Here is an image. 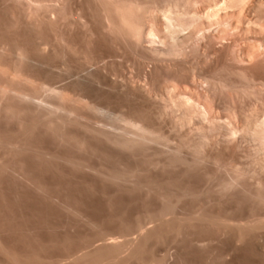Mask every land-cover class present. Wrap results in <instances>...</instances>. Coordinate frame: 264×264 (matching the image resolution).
<instances>
[{
    "label": "bare ground",
    "instance_id": "1",
    "mask_svg": "<svg viewBox=\"0 0 264 264\" xmlns=\"http://www.w3.org/2000/svg\"><path fill=\"white\" fill-rule=\"evenodd\" d=\"M50 173L136 196L134 219L153 225L120 239L132 233L125 216L105 217L122 236L106 229L36 178ZM3 181L24 204L0 212V264H179L158 248L206 251L215 238L264 264V0H0ZM31 193L88 230L81 252L39 238Z\"/></svg>",
    "mask_w": 264,
    "mask_h": 264
},
{
    "label": "rangeland",
    "instance_id": "2",
    "mask_svg": "<svg viewBox=\"0 0 264 264\" xmlns=\"http://www.w3.org/2000/svg\"><path fill=\"white\" fill-rule=\"evenodd\" d=\"M119 60V59H118ZM117 60V61H118ZM122 61V62H121ZM126 62V64H124ZM119 63H120V65H125V66H120V69H125V70H121V73L123 72H125L124 74L125 75H127L128 73H129V75H127L128 77L130 76V73H131V76H133L134 75V73L136 72L137 73V70H135V68L133 67H131V66H129V64L130 65H132L131 64V62H129L128 63V61H124V59H120L119 60ZM128 64V65H127ZM126 65H127V68H126ZM131 68H129V67ZM122 67H124V68H122ZM128 69V70H127ZM133 69V71H131ZM133 72V73H132ZM136 73H135V75H136ZM133 74V75H132ZM134 75V76H135ZM130 76V77H131ZM168 130V129H167ZM166 130V131H167ZM170 130V129H169ZM169 130H168V132H169ZM171 131V130H170ZM167 132V133H168ZM170 133V132H169ZM168 133V134H169ZM173 134V133H172ZM171 133L169 134V135H172ZM251 142V143H250ZM247 141L246 142V144L248 145V147L246 146V144H245V146L251 151V152H254V154H255V151H254V149H256L255 148V142H253L252 143V141ZM250 143V144H249ZM257 147V146H256ZM252 148V149H251ZM259 154H256L255 156H258ZM259 156H261V155H259ZM262 157V156H261ZM48 175V176H47ZM44 174V176H43V174L41 175V174H37L36 175V178H38L37 180H40V182L41 183H43V184H45V185H47L48 186V188L50 189V190H52L51 192H54V193H59V190L64 194V195H66L69 199H72L71 201H74V199L76 200V198H77V200H78V198H79V200L78 201H80V203H81V208H83V206H85L86 208H83V211L84 212H88V214H90L91 213V215L94 213V215H92V216H94L95 218H98L97 220H99V223H102V222H106L105 224H103L105 227H106V229H109L108 227V225H110V227L113 229H111V231H115V232H113V233H117L119 230H118V223H120V222H122V221H119L118 220V222H114L113 224H111L110 222H108L107 223V220L105 219V217L106 218H108V217H110V216H114V217H118V218H122L123 216H125V217H123V218H125V219H123L124 221L123 222H125V223H127L128 224V222H129V224H130V229H132V230H130L132 233V235L129 233L128 235V237L126 236V238L124 237V235L122 236L121 234H119L120 232H118V234L120 235V236H122L120 239H122V240H126L127 238H131L132 240L133 239H135V238H139L140 237V235H141V233L139 234V232H141L140 230L138 231V228H137V226L139 225V224H141V225H143V223H145L146 225H144V226H146L145 228H148V227H150V226H152L153 224L151 223L150 224V222L148 221H146V222H144L143 220H141V222L143 221V223H141L140 221H139V218H137L138 217V214L140 213V211H141V207L140 206H142L141 205V203L140 202H136V196L134 197L133 195H130V196H127L126 194H123V195H118V194H116V193H114V189L111 187V186H105L104 185V183H102L98 178L96 179V177H91V175H90V177H88L89 175H86V174H78V176H77V174H76V176H75V174L74 175H68V174H56V175H54V174ZM63 175V176H62ZM79 175H80V177H79ZM84 176V180H82V177ZM52 177L53 176V178H50V177ZM65 176H67V177H65ZM72 176V177H71ZM75 176V177H74ZM85 176L86 177H88L89 178V180L87 179V178H85ZM44 177V178H43ZM62 179H61V178ZM77 177H78V179H77ZM40 178H42L43 180L41 181V179ZM59 178V179H58ZM73 178V179H72ZM77 179V181H76V179ZM45 179V180H44ZM91 179H92V181H91ZM52 180H53V182H52ZM55 180V181H54ZM65 180V181H64ZM70 180V181H69ZM80 180V181H79ZM81 180L82 181H84V182H82V184H81ZM61 181H64V182H61ZM79 181V182H78ZM88 182L89 183V181H90V184H89V186L87 187V185H88V183H85V182ZM94 181V182H93ZM96 181H97V183H96ZM99 181V182H98ZM57 184H56V183ZM72 182V183H71ZM92 182V183H91ZM52 183H54V184H52ZM69 183V184H68ZM93 183H95V184H93ZM100 185H99V184ZM3 184L4 185H2L3 187H0V189L1 190H3V191H1L0 190V192L5 196V198H7L6 200H7V202L8 201H10L9 202V204L12 202V204H10V205H12L11 207L9 206V208H6L5 206H3L2 204V206L0 205V212L2 213V214H4V216H7V213H8V215H13V214H17V213H19V211L22 209L23 210V207H21V206H23L22 204H24V203H21L19 200L17 201V199H15V189L13 188V187H9L4 181H3ZM62 184V185H61ZM63 184H65V185H63ZM86 185V187H85V185ZM102 184V185H101ZM5 185H6V187H5ZM53 185V186H52ZM59 185V186H58ZM69 185V186H68ZM72 185H74V186H72ZM93 187H92V186ZM94 185H96L95 187H94ZM104 185V187H102ZM8 186V187H7ZM60 186H62V189H60L61 187ZM78 186V187H77ZM58 187H60V188H58ZM67 187V188H66ZM80 187V188H79ZM90 187V188H89ZM3 188V189H2ZM8 188V189H7ZM53 188V189H52ZM56 188V189H55ZM71 190H70V189ZM74 188V189H73ZM85 188H88L89 190L87 191V189H85ZM91 188H93L92 190H91ZM99 188V189H98ZM101 188V189H100ZM105 188V189H104ZM109 188V189H108ZM111 188V189H110ZM64 189V190H63ZM65 189H69V190H65ZM75 189H76V191H75ZM77 189H79V190H77ZM81 189H83V190H81ZM108 190V192H110V193H107V191H105V190ZM5 190H7V191H5ZM12 190H13V193H12ZM90 190H91V192H90ZM96 190V191H95ZM99 190V191H98ZM112 190H113V193L116 195H114L113 193H112ZM10 191V192H9ZM65 191V192H64ZM75 192V193H71V192ZM80 191V192H79ZM82 191V192H81ZM101 191H103V192H101ZM6 192V193H5ZM28 193V191H26L25 190V192L23 191V193L24 194H27ZM88 192V193H87ZM95 192V193H94ZM111 194L110 196L112 197V198H110V196L108 195L107 196V194ZM101 194V196H100V194ZM9 196H8V195ZM14 194V195H13ZM71 194H72V196H71ZM74 194H76V195H74ZM80 194V195H79ZM105 194H106V196H107V198H106V196H105ZM34 195L35 194H33V193H31L30 194V197H31V199H30V201L27 203V205H29L30 207H31V209H32V213L33 212H35V214L36 215H34V213H33V215H34V217H33V220H31V224H32V226H35L37 229H38V236H39V238L40 239H43V241H49V240H58V241H63V240H65V239H69V240H71V238L72 239H74V244H75V248H76V250H75V248H74V251H77V250H79V252H81L80 251V249H82V248H77V247H83V241H79V239L78 238H81V235H86V233H88V230H85V227H83L81 224H79L78 223V225H76L77 224V222H75L74 220H72L71 218H68L67 217V215H64V217L62 216L63 215V213L57 208V207H55V206H53V205H51V204H47L46 203V205L44 206L43 204H45L44 202H43V200H41V198L38 196V195H35V197H34ZM32 196H33V198H32ZM73 196H76V197H73ZM120 196V197H119ZM11 197H14V198H11ZM83 197V198H82ZM94 197V198H93ZM117 198L118 197V200H119V202H117L116 203V201H118V200H116L115 202H114V200H115V198ZM123 197H125V199H126V203H125V199H123ZM37 198V199H36ZM104 198V199H103ZM131 198V199H130ZM11 199H14V201L16 202H14L13 200L11 201ZM89 199V200H88ZM134 199V200H133ZM33 200V201H32ZM34 200H35V202L36 203H34ZM36 200H39V201H36ZM85 200H86V202H85ZM88 200V201H87ZM112 200V201H111ZM127 200H128V202H127ZM41 201V202H40ZM102 201H104V202H102ZM105 201H106V204H114V205H112L111 207H115L116 209H114L113 208V210H112V208H110V206L108 205H106L105 204ZM131 201V202H130ZM135 203H138L137 205H135L134 204V202ZM14 202V203H13ZM83 202H85L84 204H83ZM92 202V203H91ZM108 202H110V203H108ZM120 202H121V205L119 206V204H120ZM88 203V204H87ZM91 203V204H90ZM100 203V204H99ZM119 203V204H118ZM122 203H124V204H122ZM132 203V204H131ZM20 204V205H19ZM40 204V205H39ZM103 204V205H102ZM115 204H117V205H115ZM127 204V205H126ZM132 205V207H131V205ZM7 205H8V203H7ZM19 205V206H18ZM35 205V206H34ZM89 206V207H87V206ZM126 205V207L124 208V206ZM130 207H129V206ZM17 206V208H18V210L16 211V209H15V207ZM48 206H49V208H48ZM51 206H53V207H51ZM91 206L93 207V208H91ZM105 206V208H103ZM135 206V207H134ZM137 206V207H136ZM46 209H45V208ZM140 208V209H137V208ZM4 208H6V209H8L7 211H6V209H4ZM19 208H20V210H19ZM35 208V209H34ZM37 208V209H36ZM51 208H54V209H51ZM107 208H108V211H107ZM109 208L111 209L110 211H109ZM10 209V210H9ZM49 211H48V210ZM92 209V210H91ZM103 211H101V210ZM134 209V210H133ZM137 209V210H136ZM40 210V211H39ZM45 210V211H44ZM51 210V211H50ZM58 210V211H57ZM94 210H95V212H97L96 213V215L98 216H95V212H94ZM104 210H105V212H104ZM119 210V212H121V210H122V212L121 213H117V211ZM136 210V211H135ZM3 211H5V212H3ZM15 211V212H14ZM57 211V212H56ZM90 211V212H89ZM124 211H126L125 212V214H124ZM128 211V212H127ZM132 211V213H130ZM10 212V213H9ZM13 212V213H12ZM47 212V213H46ZM60 212V213H59ZM101 212V213H100ZM112 214H111V213ZM114 212L115 213H117V214H114ZM52 213V214H51ZM55 213V214H54ZM104 213V214H103ZM105 213H107V214H105ZM126 213H127V215H129V214H131V215H129L128 217L126 216ZM6 214V215H5ZM39 214V215H38ZM61 214V215H60ZM111 214V215H110ZM119 214H121V216H119ZM134 214L136 215L137 214V219H134L135 218V216H134ZM248 213H244V215H242L244 218H242V217H240V219L242 218V220H247V217L249 216V214L247 215ZM43 215V216H42ZM54 215V216H53ZM99 215H100V217H99ZM118 215V216H117ZM108 216V217H107ZM251 216V215H250ZM249 216V217H250ZM10 217V216H9ZM51 217V218H50ZM63 217V218H62ZM130 217V218H129ZM65 218H67V219H65ZM100 218V219H99ZM105 219L104 221L102 220V219ZM129 218V219H128ZM132 218V221L130 220ZM49 219V220H48ZM59 219V220H58ZM71 219V220H70ZM36 220V221H35ZM101 220V221H100ZM133 220H135V221H133ZM137 220V221H136ZM71 221H73V222H71ZM109 221V220H108ZM33 222V223H32ZM61 222L63 223V224H61ZM66 222V223H65ZM133 222V223H132ZM137 222H140V223H137ZM44 223V224H43ZM47 223V224H46ZM50 223V224H49ZM72 223V224H71ZM75 223V224H74ZM110 223V224H109ZM116 223V224H115ZM149 223V224H148ZM42 224V225H41ZM54 224V225H53ZM108 224V225H107ZM138 224V225H137ZM114 225V227L116 228V229H114L112 226ZM117 225V226H116ZM135 225V226H134ZM59 226V227H58ZM108 226V227H107ZM133 226V227H132ZM143 226V227H144ZM66 227V228H65ZM135 227V228H134ZM139 227V226H138ZM142 226H140V228L142 229L143 228ZM46 228V229H45ZM50 228V229H49ZM52 228V229H51ZM58 228V229H57ZM73 228V229H72ZM80 228H82V229H80ZM151 228V227H150ZM48 229V230H47ZM109 229V230H110ZM135 231H134V230ZM144 229V228H143ZM149 229V228H148ZM74 231V232H73ZM129 231V232H130ZM142 232H143V230H142ZM48 233V234H47ZM77 233V234H76ZM72 234H74V235H72ZM116 235V236H119V235ZM57 235V236H56ZM71 235V236H70ZM131 235V236H130ZM78 236V237H77ZM44 237V238H43ZM67 237V238H66ZM77 237V238H76ZM134 237V238H133ZM49 238V239H48ZM51 238V239H50ZM76 238V239H75ZM124 238V239H123ZM130 238H129V240H130ZM218 241V243H219V239H217ZM224 240V241H223ZM79 241V242H78ZM211 241H214V242H211ZM210 242H208V244L210 243V244H212V243H215V245L213 244V245H211L212 247H210V244L208 245V247H207V249L208 250H204V251H202V250H199V249H197V248H195V247H191V248H193V249H189V248H187V249H185V250H183L182 251V248L179 246V247H177V244H175V245H171V244H173V243H169V245H171L170 246V248H168L169 247V245H165L162 249L161 248H158V251H157V254L158 255H160L161 254V256H164V258L165 257H167L168 258V256H169V253H166V252H168V251H170V254H172V259H170L171 261H173V260H176L175 262L176 263H178L179 262V264L181 263V264H183V261H182V259H180V257H179V255L181 254V253H183V254H186L187 252H189V256H188V253H187V262H186V264H207V263H210V262H212V259H213V262L215 263V264H221L222 262H224L223 264H249V263H251L252 264V262L255 264V263H257V260H258V258H257V256L256 255H252V256H250V254H252L253 252H251V253H249L250 251L248 250V249H246V248H237V246L235 247V245L234 244H232V242H229L228 241V243H227V241L223 238L222 240H220V243L218 244V243H216V238L214 239V240H211ZM83 242V243H82ZM226 244H225V243ZM224 243V244H223ZM218 244V245H217ZM231 244V245H230ZM81 245V246H80ZM226 245V246H225ZM166 246H168V247H166ZM222 246V247H221ZM176 247V248H175ZM210 247V248H209ZM168 248V249H167ZM179 248V251L177 250ZM195 248V249H194ZM221 248V249H220ZM224 248H228V249H224ZM236 248V249H235ZM174 249V250H173ZM215 249V250H214ZM220 249V250H219ZM231 249V250H230ZM232 249H235V251H233ZM243 249H244V251H243ZM52 250V251H51ZM62 249H60V248H53V249H50V251H49V255H56V256H59V255H65V253L64 252H66V251H61ZM181 250V251H180ZM195 250V251H194ZM210 250V251H209ZM218 250V251H217ZM173 251V252H172ZM193 251V252H192ZM198 251H199V253H198ZM230 251V252H229ZM247 251V252H246ZM56 252V253H55ZM178 252V253H177ZM192 252V253H191ZM195 252H196V255H195ZM212 252H214V255H212L213 253ZM221 253L220 255H217V253ZM223 252H224V256L222 255L223 254ZM227 252V253H226ZM232 252V253H231ZM245 252H246V254H245ZM60 253V254H59ZM63 253V254H62ZM160 253V254H159ZM164 253H166L165 255H163ZM211 253V254H210ZM216 253V254H215ZM239 253V254H238ZM167 254H168V256H167ZM176 254H178V255H176ZM183 254H181V255H183ZM204 254V255H203ZM173 255H176L175 257H177L178 256V258H173ZM192 255V256H191ZM196 257H195V256ZM211 255V256H210ZM248 255H249V257H248ZM161 256H158V257H161ZM202 256V257H201ZM218 256V257H217ZM222 256V257H221ZM245 256H247V258L245 257ZM190 257V258H189ZM194 257V258H193ZM214 257H215V260H214ZM220 257L222 258L221 260H222V262H221V260H220ZM224 257V258H223ZM162 258V257H161ZM164 258H162V259H160V260H163ZM188 258H189V261H188ZM212 258V259H211ZM217 258H219V261H218V259ZM227 258V259H226ZM230 258V259H229ZM256 258V259H255ZM178 259H180V260H178ZM193 259V260H192ZM210 259H211V261H210ZM169 260V259H168ZM197 260H199V261H197ZM203 260H205V261H203ZM224 260V261H223ZM236 260V261H235ZM249 262H248V261ZM254 260V261H253ZM255 260H256V262H255ZM182 261V262H181ZM210 261V262H209ZM226 261V262H225ZM228 261V262H227ZM184 262V263H185ZM242 262V263H241ZM161 263H166L165 261L163 262H161ZM167 264V263H166ZM212 264V263H211Z\"/></svg>",
    "mask_w": 264,
    "mask_h": 264
}]
</instances>
